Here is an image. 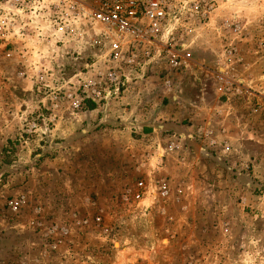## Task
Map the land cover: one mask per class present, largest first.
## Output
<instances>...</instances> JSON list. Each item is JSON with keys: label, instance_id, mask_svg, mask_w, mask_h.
<instances>
[{"label": "rangeland", "instance_id": "obj_1", "mask_svg": "<svg viewBox=\"0 0 264 264\" xmlns=\"http://www.w3.org/2000/svg\"><path fill=\"white\" fill-rule=\"evenodd\" d=\"M180 1L173 85L157 54L89 109L69 95L108 69L103 26L0 0V264H264V0Z\"/></svg>", "mask_w": 264, "mask_h": 264}, {"label": "built area", "instance_id": "obj_2", "mask_svg": "<svg viewBox=\"0 0 264 264\" xmlns=\"http://www.w3.org/2000/svg\"><path fill=\"white\" fill-rule=\"evenodd\" d=\"M17 8L19 13L31 9L41 13L44 9L53 11L52 27L69 36H83L77 24L95 28L102 25L100 35L108 39L109 66L96 80L83 82L84 95L76 97L70 94L74 108L83 107L85 99L101 100L121 93L127 89L128 71L148 65L158 54L165 61L170 73L165 83L173 85V74L191 59V52H186L175 35L164 37L166 25L182 6L180 0H5ZM2 34L17 32L16 21L8 16L0 20ZM20 30V29H19ZM162 56V57H160ZM162 198H168L171 185L166 179L157 181ZM144 180L136 183L135 189L128 190L127 199L141 201L148 192ZM131 196V197H130ZM11 206L18 209L19 203L11 201Z\"/></svg>", "mask_w": 264, "mask_h": 264}, {"label": "trees", "instance_id": "obj_3", "mask_svg": "<svg viewBox=\"0 0 264 264\" xmlns=\"http://www.w3.org/2000/svg\"><path fill=\"white\" fill-rule=\"evenodd\" d=\"M85 103H87L89 109H94L96 107V103L90 99H85ZM9 145L5 146L3 151H4V156H5V162H10L13 151L10 149L14 144H17V141L10 139Z\"/></svg>", "mask_w": 264, "mask_h": 264}, {"label": "crops", "instance_id": "obj_4", "mask_svg": "<svg viewBox=\"0 0 264 264\" xmlns=\"http://www.w3.org/2000/svg\"><path fill=\"white\" fill-rule=\"evenodd\" d=\"M129 90V89H128ZM127 90V91H128ZM170 90H172V88L170 89ZM167 124H171V126L173 127V126H175V125H173V123H170V122H168ZM145 126V125H144ZM144 131H146V133L147 134H145V135H148V134H151L152 133V129H151V127H144V129H143ZM155 131H157L156 129H155Z\"/></svg>", "mask_w": 264, "mask_h": 264}]
</instances>
